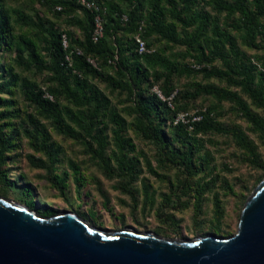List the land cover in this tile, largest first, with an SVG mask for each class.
I'll list each match as a JSON object with an SVG mask.
<instances>
[{
  "label": "trees",
  "instance_id": "obj_1",
  "mask_svg": "<svg viewBox=\"0 0 264 264\" xmlns=\"http://www.w3.org/2000/svg\"><path fill=\"white\" fill-rule=\"evenodd\" d=\"M40 1L42 4H60L56 8L67 12L69 23L82 32V37L53 26L47 27L42 23V17L37 16L40 32L37 35L41 36L45 51L41 55L32 39L13 34V25L25 22L21 15L14 18L10 8L5 6V0H0V54L7 52L13 62L0 64V94L9 92L12 95L8 90L17 88L37 114L50 122L57 134L89 148L105 176L118 178V188L129 194L133 201H136L133 185L141 169L135 145L125 134L128 123L93 80L105 83L112 92L125 95L127 104L124 109L134 117L130 127L141 137L154 139L163 149L166 160L182 166L188 177L198 179L211 173V153L204 151L198 157L203 141L197 138V134L215 131L229 133L244 150L246 161L260 170L255 184L264 178V161L258 145L237 124L224 127L215 120L222 103L228 102L264 143V116L259 113L264 110V55L253 59L242 52L222 28L219 18L223 13L227 19L231 18L226 25L241 33L243 44L258 47V37L264 41V0H202L216 15L195 8L199 0H131L132 6L127 10L110 0ZM77 10L81 11V17L74 16ZM97 17L102 29L95 40ZM137 35L145 41L148 52L137 51ZM152 37L163 46L153 47L148 42ZM175 44L183 46L184 51L173 52ZM2 45H5L4 50ZM0 57L5 59V54ZM187 57L193 58L191 64L179 61ZM215 60H219L221 66H214ZM12 65L26 71L46 72L44 86L22 77ZM198 74L201 80L195 81L189 89H177L174 93L175 77ZM201 97L214 101L196 111L194 119L190 117L187 123L182 119L175 122L171 119L168 123L167 113L172 112L174 117L185 109L180 98L188 102ZM10 104L0 97V105ZM28 117L30 146L33 151L44 154L49 162L33 156H29L28 161L35 167L46 168L50 175L58 161V149L36 117ZM108 123L113 125L111 134ZM5 129L6 124L0 123L2 194H6L4 187L11 181L1 167L9 160L13 148V138L5 135ZM142 159L148 171L155 174L148 157L142 154ZM142 186L147 196L149 185L142 183ZM200 197L197 194L194 205L197 211L201 207ZM214 207L216 215L221 217L217 197ZM41 213L53 215L51 212Z\"/></svg>",
  "mask_w": 264,
  "mask_h": 264
},
{
  "label": "rangeland",
  "instance_id": "obj_2",
  "mask_svg": "<svg viewBox=\"0 0 264 264\" xmlns=\"http://www.w3.org/2000/svg\"><path fill=\"white\" fill-rule=\"evenodd\" d=\"M110 1L125 10L132 6L131 0ZM5 6L10 8L14 18L21 15L25 22L24 24L15 23L12 29L13 34H23L32 39L41 55H44L45 51L41 36L37 35L40 34L37 16L42 17V23L47 27L53 26L58 30H66L75 36L82 37V32L69 23L70 18L67 12L56 8L60 4H42L40 0H5ZM195 8L209 10L211 14L216 15L211 6L206 5L202 0L195 3ZM73 14L76 17L82 16L80 10ZM219 18L222 28L234 39L242 52H246L253 59L262 58L264 41L260 37L257 39L260 46L247 47L242 42L241 33L226 25L232 19H227L224 13L220 14ZM177 28L180 30L179 26ZM148 42L155 48L163 46V43L154 37ZM4 47L5 45H2L3 50ZM184 49L183 46L175 44L172 51H184ZM1 54H5V59L0 57V64L13 63L7 52L3 51ZM179 61L182 64H191L193 58H180ZM213 65L219 67L221 62L215 60ZM15 70L22 77L36 80L44 86L46 72L37 69L26 71L20 67H15ZM199 80H201L199 74L175 77L174 93L177 89H189L195 81ZM93 82L128 123L125 134L135 145V154L141 169L133 185L136 201L118 188L120 183L118 178L111 179L105 176L96 165L89 148H85L72 138L57 134L50 122L37 114L34 107L24 99L17 88L8 90L12 95L9 92L0 94L3 100L11 102L10 105H0V123L6 124L5 135L13 138V148L8 155L9 160L1 167L3 173L9 174L11 184L9 182L4 187L6 194H2L4 190L0 185V195L24 204L41 215H44L41 213L44 211L53 214L73 211L90 224L105 230L133 227L140 231H153L169 238H194L210 233L227 237L234 234L242 206L256 186L255 181L260 170L246 161L244 150L239 147L233 137L229 133L215 131L197 134V138L203 141V148L198 157L204 151L211 153L213 159L210 164L211 173L202 175L198 179L190 178L182 166L170 164L166 160L163 149L154 139H145L130 127L134 117L128 115L124 109L127 102L123 93L110 91L105 83L98 80ZM219 84L224 85V83ZM180 100L185 109L178 111L174 117L172 112L167 113L168 123L171 119L175 122L182 116L187 123L190 117L194 119L196 111L204 109L214 101L206 97L188 102L181 98ZM172 101L171 106L174 107ZM259 113L264 116V110ZM29 115L35 116L39 125L48 130L54 147L58 149V161L50 171V175L46 168L35 167L28 161V157L33 156L38 160L49 162L44 154L33 151L30 146ZM215 120L224 127L232 124L240 126L258 145L261 160L264 161V143L257 133L251 131L248 122L240 116L234 105L228 102L222 103ZM112 128L113 125L108 123L109 134ZM190 129L191 127H188V130ZM167 131L169 132L168 128ZM142 154L151 161L155 174L148 171ZM142 183L149 185L147 196L144 195ZM197 194L201 196L199 211L194 207ZM216 197L222 210L221 217L219 214L216 215L214 210Z\"/></svg>",
  "mask_w": 264,
  "mask_h": 264
},
{
  "label": "water",
  "instance_id": "obj_3",
  "mask_svg": "<svg viewBox=\"0 0 264 264\" xmlns=\"http://www.w3.org/2000/svg\"><path fill=\"white\" fill-rule=\"evenodd\" d=\"M0 264H264V178L227 237L105 230L73 211L44 216L0 195Z\"/></svg>",
  "mask_w": 264,
  "mask_h": 264
},
{
  "label": "built area",
  "instance_id": "obj_4",
  "mask_svg": "<svg viewBox=\"0 0 264 264\" xmlns=\"http://www.w3.org/2000/svg\"><path fill=\"white\" fill-rule=\"evenodd\" d=\"M87 6H90V4H87ZM101 29H102V27H101V21H100V18L97 17L96 18V27H95V31H94V35H93V38L95 40L97 39L98 36L101 35ZM63 43L66 46V40H65V38L63 39ZM136 43H137V51L139 53H145V52H148L149 51V49L146 46L145 41L141 38L140 35H137L136 36ZM154 90L159 94L160 97H162L161 94H160V92L157 90L156 87H154ZM179 119H182L183 120V116L180 117V118H178V119H176V121L179 120Z\"/></svg>",
  "mask_w": 264,
  "mask_h": 264
}]
</instances>
